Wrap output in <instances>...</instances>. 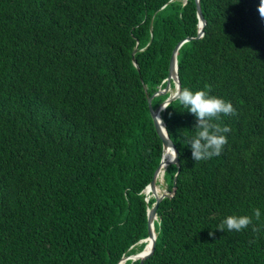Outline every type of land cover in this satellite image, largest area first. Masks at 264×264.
Segmentation results:
<instances>
[{"label":"trees","instance_id":"trees-1","mask_svg":"<svg viewBox=\"0 0 264 264\" xmlns=\"http://www.w3.org/2000/svg\"><path fill=\"white\" fill-rule=\"evenodd\" d=\"M259 4L201 0L197 39L195 0H0V264H119L144 250L155 203L145 190L164 150L148 99L186 38L182 88L210 85L236 115L216 121L231 129L222 153L195 162L185 143L195 117L178 102L162 112L180 172L145 264H264ZM177 172L167 167L168 190ZM256 208L249 227L217 230Z\"/></svg>","mask_w":264,"mask_h":264},{"label":"clouds","instance_id":"clouds-1","mask_svg":"<svg viewBox=\"0 0 264 264\" xmlns=\"http://www.w3.org/2000/svg\"><path fill=\"white\" fill-rule=\"evenodd\" d=\"M258 12L264 19V0H260ZM211 91L210 85H205V90L196 91L184 87L177 88L169 97L170 101L178 102L195 117L196 123L193 127L195 133L191 137L185 138V143L190 147L191 156L195 162L208 160L222 153L223 147L228 142L225 133H229L231 129L221 126L216 121H219L221 116L236 115V110L231 102L210 95ZM169 151L171 160L175 161V151L171 148ZM253 217L257 221L260 220L261 211L259 208L253 210V216H227L221 221L217 230L224 232L226 227L229 231L240 232L252 225ZM252 230L256 232L257 228L253 227ZM209 236H214V232L210 231Z\"/></svg>","mask_w":264,"mask_h":264},{"label":"water","instance_id":"water-1","mask_svg":"<svg viewBox=\"0 0 264 264\" xmlns=\"http://www.w3.org/2000/svg\"><path fill=\"white\" fill-rule=\"evenodd\" d=\"M195 4L197 6L198 18H199V31H198V36H197V39H198V38H202L204 36V33H205L204 28L206 26V20L204 18L203 11H202L201 0H195ZM192 40H193V38H186L183 41H181L175 47L173 54H172V58H171L169 76L166 80V87L163 89H160L153 97H149V99H148L150 114H151V117H152L153 122L155 124L156 131H157L158 135L160 136V138L163 142V147H164L163 156H162L160 166L158 167V169L154 175L153 181L145 190L146 195L148 194V191L152 192V197L155 199V203L152 206V208H150L148 210V238L145 240H142L140 242V244L145 243L148 239H151L152 240V248H151V251L145 256L143 254L145 252L146 247L144 248V250L142 252H140L138 254L123 258L119 264H121L123 261H126V263H127V261H132V262L140 261L139 264H145L146 261L150 260L154 256L156 249H157V245H156L157 235L154 234L153 229H154L155 222L158 221L159 206L164 199L174 195V193L176 192V189H177V179H178L179 172H180L179 151H178L177 147L175 146V144L173 143V141L171 140V138L168 134V131L166 129V126L163 125L164 123L162 121L161 114H162V112L165 111L166 107L173 102V101L169 100V97L173 94V92H171L172 83H174V85H175V90L177 88H182V84H181V81L179 78V73H178L177 56H178V52H179L180 48L185 43H188ZM135 53L136 52H134V54ZM134 64L138 67V64H137L135 59H134ZM167 94H169V97L157 109H154L152 106V101H153L154 97L165 96ZM170 148H172L175 151L176 159H175V161L166 162V164H168L167 166L175 165L177 167L178 172L174 178L172 190H166L161 195H159L156 192L157 181H159L161 170H162V168L165 164V161H166L164 159L166 157L165 154L169 151ZM160 183H162V182H160ZM146 202L148 203L149 199H146Z\"/></svg>","mask_w":264,"mask_h":264},{"label":"bare ground","instance_id":"bare-ground-1","mask_svg":"<svg viewBox=\"0 0 264 264\" xmlns=\"http://www.w3.org/2000/svg\"><path fill=\"white\" fill-rule=\"evenodd\" d=\"M163 124V123H162ZM164 125V124H163ZM172 149V148H171ZM166 157L164 158L166 161H165V164H164V166H163V168H162V170H161V174H160V177H159V181H163L164 180V174L166 173V169H167V165L168 164H166V162H170V161H172L171 160V153H170V151H168L166 154ZM156 192H157V194H159V195H161V189L157 186V188H156ZM148 193H149V198H151L152 197V192H150V191H148ZM146 195V194H145ZM153 231H154V234H156V232H155V225H154V229H153ZM146 248H145V252H144V256L145 255H147L150 251H151V248H152V240L151 239H148L146 242ZM121 264H126V261H123Z\"/></svg>","mask_w":264,"mask_h":264},{"label":"rangeland","instance_id":"rangeland-1","mask_svg":"<svg viewBox=\"0 0 264 264\" xmlns=\"http://www.w3.org/2000/svg\"><path fill=\"white\" fill-rule=\"evenodd\" d=\"M175 90H172V92H174ZM161 181H157V186L161 189V192L163 193L164 191L168 190V179H164L162 181V183H160ZM161 193V194H162ZM147 196H149V193L147 194Z\"/></svg>","mask_w":264,"mask_h":264}]
</instances>
